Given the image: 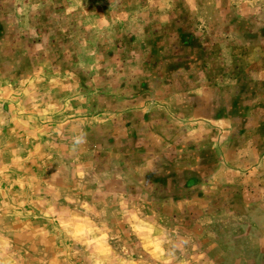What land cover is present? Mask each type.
<instances>
[{
	"label": "crops",
	"instance_id": "1",
	"mask_svg": "<svg viewBox=\"0 0 264 264\" xmlns=\"http://www.w3.org/2000/svg\"><path fill=\"white\" fill-rule=\"evenodd\" d=\"M8 37L68 150L264 264V0H0Z\"/></svg>",
	"mask_w": 264,
	"mask_h": 264
},
{
	"label": "rangeland",
	"instance_id": "2",
	"mask_svg": "<svg viewBox=\"0 0 264 264\" xmlns=\"http://www.w3.org/2000/svg\"><path fill=\"white\" fill-rule=\"evenodd\" d=\"M6 40L0 47V264H224L214 247L218 232L211 220L196 222V205L178 210L187 219L178 229L128 178L103 176L68 150V140L54 131V110H45L36 93L24 99L13 83L20 68H13L16 48Z\"/></svg>",
	"mask_w": 264,
	"mask_h": 264
},
{
	"label": "clouds",
	"instance_id": "3",
	"mask_svg": "<svg viewBox=\"0 0 264 264\" xmlns=\"http://www.w3.org/2000/svg\"><path fill=\"white\" fill-rule=\"evenodd\" d=\"M83 139V137H79V138H77V143H79V142H81V140Z\"/></svg>",
	"mask_w": 264,
	"mask_h": 264
}]
</instances>
